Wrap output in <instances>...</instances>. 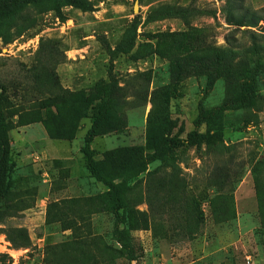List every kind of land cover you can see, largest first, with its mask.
Masks as SVG:
<instances>
[{"label":"rangeland","instance_id":"rangeland-1","mask_svg":"<svg viewBox=\"0 0 264 264\" xmlns=\"http://www.w3.org/2000/svg\"><path fill=\"white\" fill-rule=\"evenodd\" d=\"M81 1L88 9L68 0L30 7L23 34L0 38V84L14 103L34 109L47 97L38 83L71 93L64 100L68 123L82 117L73 138H52L43 122L9 133L14 172L7 205L14 208L0 207V264H92L95 257L125 264L95 246L113 244L116 227L109 210L115 201L82 152L100 111L90 147L92 160L105 167L116 150L128 158L134 149L152 153L165 140L203 135L165 163L138 169L143 182L120 195L148 221L146 230L132 232L142 254L132 264H264V30L229 25L225 0ZM239 1L264 18V0ZM210 111L222 136L196 124ZM218 187L225 193H213ZM98 195L105 211L91 222L87 214L96 207L83 203L66 209L65 224L48 223L60 215L55 202ZM71 220L82 232L92 224L89 244L65 229ZM18 229L27 231L28 247L9 240L8 233L18 240Z\"/></svg>","mask_w":264,"mask_h":264},{"label":"trees","instance_id":"trees-1","mask_svg":"<svg viewBox=\"0 0 264 264\" xmlns=\"http://www.w3.org/2000/svg\"><path fill=\"white\" fill-rule=\"evenodd\" d=\"M52 1L54 0H0V38L6 40V42H11L20 37L26 30L23 12L28 11L30 7ZM81 2V0H68L67 5H76L80 6L82 9H88ZM223 11L227 14L226 22L229 25L247 28L246 30L258 27L264 30L260 25L261 22H264V18L261 17L260 12L244 8L239 0H225ZM5 34H9V36ZM34 71V69H30L29 73H33ZM36 89L46 90L40 92L46 93L47 97L45 96L43 99L37 100L38 103L34 109L26 110L23 109L21 105L14 103L13 98L15 97L8 93L7 87L4 84H0V207L7 211L14 208L11 205H7L11 193L10 178L14 172V161L9 133L18 127L28 126L36 122H43L47 132L52 138H73L78 120L82 118L74 116L71 118L70 124L63 115L65 94L67 93L69 96H72L71 93L66 92L62 88L43 89L39 87L38 83ZM56 89L59 91H55ZM52 107L55 109L54 111L50 109ZM40 110L45 111L44 118L40 117ZM215 113V111H210L207 114L202 113L196 124L202 125L207 123L210 126L209 132L212 130L219 136H222V129L219 120L215 119ZM103 116L104 112L100 111L97 117L92 119L93 126L85 138L82 152L91 163L89 169L93 176L97 181L108 187L109 190L105 196L115 201V205L110 207L109 210L112 211L115 216L116 227L112 233L113 244L103 243V246H100V244H96L95 246L100 255L109 254L116 259L125 260V264H132V262L142 256L140 249L135 246V239L132 236V232L146 230L148 221L142 213L127 205L123 199L120 198V195L133 188H138L140 181L143 182L142 178L138 180V172L140 171H138V169H143L142 172H146L148 165H152L156 162L165 163L168 156L175 149L181 148L178 146L184 143L196 145L201 142L203 135L194 131L190 132L187 139L184 141L176 138L165 140L155 147L152 153L143 154L142 150L134 149V153L128 158H123V155L120 154L121 150H116L106 155L105 160L107 159L111 165L105 167V163L94 162L92 160V151L90 147L92 138L99 132L100 122ZM69 131H71V133H68ZM215 138L216 136L212 135L211 139ZM220 167L221 165L218 164L216 168L219 169ZM121 169L125 170V175L118 174V171ZM155 174V172H149L147 177H153ZM240 177L241 176H239L238 179ZM212 191L215 194L225 193L224 187H218ZM83 203L90 208L96 207L95 210L87 214V222L92 221L93 214L105 211L104 208L100 209L101 206H106L102 195L71 198L54 203L53 206L60 205L61 212L59 217L49 216L48 223L59 221L65 224L67 220H69L65 217L67 216L65 214L66 209ZM81 216L82 218L86 217L85 214ZM91 226V223L86 224L84 226L86 230L82 232V226L79 222H77V220H71L68 221V225L65 226V229L72 230L74 234L81 232V235H78L76 238L78 242L84 246L92 241L90 240L93 238ZM15 232H18V240L12 237L11 233H8V238L14 246H16L17 249L28 247L30 239L27 231L25 229H18ZM116 244L118 246H116ZM98 258L99 257L93 258L92 264H101Z\"/></svg>","mask_w":264,"mask_h":264}]
</instances>
